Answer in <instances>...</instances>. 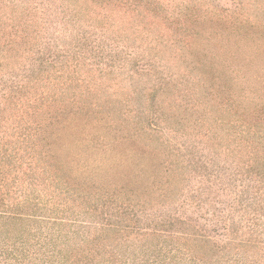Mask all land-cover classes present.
Segmentation results:
<instances>
[{
  "label": "trees",
  "instance_id": "16d2710c",
  "mask_svg": "<svg viewBox=\"0 0 264 264\" xmlns=\"http://www.w3.org/2000/svg\"><path fill=\"white\" fill-rule=\"evenodd\" d=\"M254 53L264 0H0V264H264ZM67 113L171 177L73 179L49 149Z\"/></svg>",
  "mask_w": 264,
  "mask_h": 264
},
{
  "label": "rangeland",
  "instance_id": "374dc122",
  "mask_svg": "<svg viewBox=\"0 0 264 264\" xmlns=\"http://www.w3.org/2000/svg\"><path fill=\"white\" fill-rule=\"evenodd\" d=\"M257 57L254 53L253 58L257 61L253 67H246L250 70L247 72L249 79L242 80L251 87L255 85L254 75L264 76V54ZM49 139V149L56 162L78 181L133 187L134 184L145 185L148 181L150 185L152 180L165 181L171 177L164 168V156L133 143L128 135L120 134L105 122L80 113L60 117L53 125ZM183 185L185 189L187 184Z\"/></svg>",
  "mask_w": 264,
  "mask_h": 264
}]
</instances>
